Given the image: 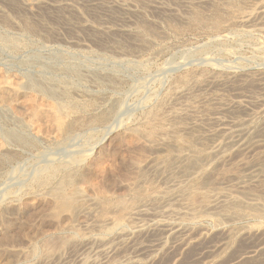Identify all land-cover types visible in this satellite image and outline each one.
I'll use <instances>...</instances> for the list:
<instances>
[{"label":"rangeland","instance_id":"1","mask_svg":"<svg viewBox=\"0 0 264 264\" xmlns=\"http://www.w3.org/2000/svg\"><path fill=\"white\" fill-rule=\"evenodd\" d=\"M32 1L35 4V8L33 7L34 9L32 11L27 12L21 0H0V17H1L0 35H2L0 36V45H1L0 69L3 68L4 71L6 70L5 71L6 73L12 75V73L15 72V67L19 63L18 61L24 59H30V56H32V54L34 55L40 53V55L44 57L43 61L48 62V64H50V66L52 67L73 64L75 67L76 66L80 67V70L82 69L83 71H85L84 75L87 76L90 75V77L93 76L92 78L94 80L92 78L90 80L89 78H87L86 80L78 81L79 82L78 86L79 89H82V92L83 91L86 92V90L88 92L90 91V93L87 94L86 92L85 94L95 97V99H93L94 102H96L95 109H99V111H104V112H106L109 109L108 110L110 112L109 123H107L105 126L100 125L98 127L93 125L91 129L96 131H98L99 129V131L101 132H103L102 130L106 131L108 129L109 130L112 129L110 130L111 132L109 139L107 138L106 141L105 140L101 141L103 143L101 146L105 147V149L110 148L111 153L115 149V143L117 142L116 140H118L117 139L118 136L122 135L125 128L135 126L138 123V121L139 122L141 121L144 114H146L149 110L152 109V107L156 109L157 108L156 106L158 107L163 106V108L167 107L166 110L169 109L168 112H173L172 110L174 111L176 110L175 112H178L180 114H183L182 112H184L183 115H185V119H182L184 121H179V122L181 124L184 123L183 125H185V123L187 124L191 123L192 125L191 124L190 125L194 129V131L192 130L191 132L193 134L192 136H194V134H198L197 136L199 137L201 136V138L202 137L205 138V139L202 138L201 140L202 142L199 140L198 142H194L197 143L195 144V147L193 144V147L196 149L191 148L190 150L196 152L198 151V153H201L199 151H202L204 149H205L204 150L205 153L216 151L214 156L212 155V157L210 158L213 159V161H211L210 164H213V162L215 164L214 165L215 167L212 169L213 172L215 171L214 172L215 175L213 173V175L210 176L209 180L207 181L209 183V184L207 183V186L209 185V187L206 186L207 188L206 190L208 191V189L210 188L209 192L212 191L213 194L218 193L216 194L217 197H215L216 198L215 202L221 203V201H223V200L219 201L220 199H223L221 198L222 195L219 194V193L224 194L223 190H225V193L231 192L228 194L233 196L237 195L239 197L240 195V194L238 195L239 192L237 193L235 192V191H239V189H237V181L232 176L233 172L234 174L236 172L238 173L243 172V174L245 175V178L243 180L248 181V177H247L248 172L242 170L243 166L247 163L249 164L253 163L254 161L252 160H255L254 158L255 156H257L260 153H264V133H263L264 123H262V121H264V102H263L264 101V13H262L264 12V8H263L264 0H244L243 2L242 1L237 2L236 0H234L233 1L234 3L231 2L229 6H227L228 4L224 3L223 0H139V1L138 0L136 1L107 0L103 2L100 6L97 5L96 2L93 3L92 1L89 0H85V1L32 0ZM37 5L41 7V9ZM60 5H62L63 7ZM259 5L261 6V8L259 7ZM101 6L104 7L101 8ZM36 7L38 8V10L36 9ZM107 9L110 10L107 11ZM192 9H194L195 12ZM60 10L62 13H59ZM190 10H192V12ZM198 13L201 16H199ZM254 13L255 15H253ZM195 15L198 16V18ZM246 15L252 16V21H249L251 23L242 22L246 18ZM191 18H193V20ZM195 18L196 20H194ZM199 18H202V20L200 21ZM205 18L206 20H204ZM197 19L199 22H197ZM191 22L194 23L192 24ZM87 26L91 29L90 31L89 30L87 31L86 29ZM93 29L94 30L96 29L95 30L96 32ZM97 30L101 31L99 32L100 34L97 32ZM102 32L104 34H102ZM49 33H51V35ZM90 33H92L93 35ZM47 55L48 56L51 55V56L48 57ZM31 63L33 64V62ZM33 67H31V69L34 71L36 70L39 71L41 68L39 67L38 64L36 65V63L33 64ZM105 67L107 70L105 69ZM241 67L243 69H241ZM182 78L187 79L186 83L182 82ZM251 79H253L252 87L241 86L244 80L251 81ZM215 81L216 83H214ZM172 82L175 84H173ZM83 85L85 87H83ZM170 87H172V89ZM179 91L180 93H177ZM93 92H95V94ZM96 92L99 93V96L97 95ZM169 93L172 95L170 96ZM97 97H100V99ZM252 97L254 98L255 101L260 99L262 102H260L258 106L250 105V107H248L250 109H247L246 111H234L233 109H231L234 102L244 101L246 103L249 100H252L253 99ZM158 103L160 105H158ZM179 103L182 105H180ZM251 109L253 110L251 111ZM231 110L233 111L231 112ZM185 111H187V113ZM252 112L254 113L251 114ZM238 113L241 115H239ZM188 118L191 119L189 120ZM0 119H1L0 123H3L2 114H0ZM206 119L207 122L209 121V123L206 122ZM235 119L236 120L238 119L239 122L235 121ZM199 121L200 123H198ZM234 121L236 124L235 123L232 124V122ZM242 121L245 123H243ZM213 122L215 123L213 124ZM247 122L249 123L247 124ZM250 122L254 124L251 125ZM117 123H120L121 125L120 124L117 125ZM238 125H242L244 128L242 126L238 127ZM200 126H202V128L203 127L205 128L203 129L201 128L202 129L201 130ZM245 126H248L247 127L248 130L245 129L246 128ZM113 127H116V129L113 130ZM239 128H242V130ZM87 129L80 130L77 132L79 134H82ZM220 130H222V132ZM243 130L244 132L242 133L241 131ZM215 132L216 134H214ZM211 133L213 134L211 135ZM252 134L256 140H254ZM250 136L253 140L250 138ZM108 140H110V147L107 144V142H109ZM83 141L84 139L80 140V138H78L77 141L73 140L71 142L66 143L67 145L65 144L63 145V147L60 146L59 148H55L56 146L54 147V145L48 141L41 142L40 144L37 145L38 147L36 148L28 147L24 149L22 148V150L18 147L15 148L16 150L19 149L21 151V152L18 151L20 154L18 153V156H16L14 160L11 159V161H9L10 163L5 162L0 164V177H1L0 204L7 197H12L16 191L21 190V187L24 188L26 181L32 176L33 171L36 170V167L38 168V166L39 167L42 166L43 162H46V160L47 159L49 160L50 158L67 159L68 154L71 152V150L76 149V147L84 143ZM245 142H247L248 145ZM253 143L256 144L254 145ZM258 145L259 146L262 145V147H259ZM227 148L229 150H226ZM250 148L253 150V152L250 150ZM217 152L219 154L218 156H217ZM58 154H60L61 157ZM222 154L227 155V157H223ZM197 156L203 157V155L201 154H197ZM252 156L254 157L252 158ZM240 159L242 162L241 161L239 162ZM120 162L121 161L117 162L118 168L116 167V170H111L110 168V172H108L105 180L103 181L105 188L107 189V187H109L106 190V196L108 198L110 197L109 198L111 202L110 204H112V209L110 205V209H111L110 212L108 213L104 212V214H102V211L100 212L101 209L95 208V210L93 209L89 215L85 216L86 218L88 217V219H86L83 216L81 217V219H77L78 222L77 221L72 222L71 224L72 228L78 234H80L79 236H75V237L74 235L72 236L71 234L67 233L68 232L67 230L68 228L66 227L67 222H63L62 226L59 227L57 231L59 232L62 231L60 232L63 233V235L61 236H64V234L66 233L67 234V235L65 234L66 238L69 236L68 237L69 239L68 238L67 239L71 242L70 244L72 245L68 246L63 254L60 253L61 255L59 257L57 256L53 257L50 261L47 260L48 262L47 261L44 262L42 257L47 253V248L49 247L48 244L50 242H53L54 239H56V237L53 236L57 234V231H54L56 229L55 223L51 218L53 211L52 209H49V206L50 208H52L51 204H47L49 203L47 200L45 201L46 203L44 201L38 202V200H36L34 202L32 201L29 202V204L30 203L32 204L27 205L26 207H24V209L23 208L15 209L13 206L6 207L5 205H3L4 206L3 207L0 205V241L1 240L3 241V239L5 240L4 243H1L3 245L0 244L1 245L0 250L2 248V250L0 251V264H43V263L44 264H84L83 263L84 261H86L85 262L86 264H92V262H99V263L102 262L107 264L106 262L108 261L106 259H103L101 255L102 254L101 250L103 248L101 247L100 244L98 245L97 243L96 246L95 242H91L89 244V242L87 241H82L81 242L83 245L82 246L80 241L78 240H80V238L84 239V237L82 236H85L87 238V237H91L92 235L98 234L100 230L91 227V225H93L97 221V216L98 219L100 218L101 220H103L105 218L104 220H108L106 223L111 221L115 222L116 219H113V218H117L115 215L118 216L117 220L119 219L120 216L124 217V214L122 215L121 211L119 212L115 208V206H114L115 209L113 208V204L115 202L114 205H116V200L124 197V195H125L124 197L125 202L127 200L130 202L129 200L130 197L126 192L128 183H125V180L128 182L132 180L133 171L128 163L121 162L122 164L119 165ZM221 162L223 164H221ZM123 164L126 166H123ZM219 166H221V169ZM222 166L224 167V169ZM122 167L123 168L126 167V168L123 169ZM205 167L208 168V165ZM1 168L3 169L1 170ZM222 171L223 172L226 171V172L222 173ZM11 172L13 173L11 174ZM123 172L125 173L128 172V173L125 176V173ZM228 172L230 173L228 174ZM128 174L131 175L132 178H130ZM221 176H223L224 178ZM228 176H230L231 178L229 177L230 178L229 179ZM151 179H153V177ZM155 179L156 180L155 181L153 180V183L156 181H158L159 183L158 182L154 183L153 184L154 187L158 188L159 186L160 189H163L164 187L170 189V186L172 185L171 183L169 184L168 182L167 183L165 182L166 184H164L163 181H161L160 179H157L156 177ZM178 179H180V182L183 183L184 178H178ZM263 179H264V175H263ZM9 181L12 183H9ZM120 183L122 184L119 186ZM162 183L163 185L161 186L162 187L161 188L160 185ZM124 184L127 185L125 186ZM227 185L230 187L227 188L228 187ZM119 193L123 196L119 195ZM218 196L220 198H218ZM241 198L244 201L246 200V202H249L248 200L251 199L249 198V196L245 197L242 195ZM111 199L113 202L111 201ZM113 199H115V201ZM42 202L44 203V205ZM47 205L49 206L47 207ZM245 209L241 208V210H239L240 212L241 211L243 212L244 210L242 215L240 213V216L236 218L234 222L232 221L229 223L228 221H226L227 224L226 222L224 223L225 220L223 221V219L219 220V224L216 223L215 220L218 217L217 216L215 217L216 214L213 213L212 211L204 212L203 215L201 214L202 216L200 215L201 217H197L198 221L197 220L195 221L196 223L195 225L197 228L198 227L202 228L204 232L208 233V235L211 233L214 236L209 235L210 237L208 236L206 241L198 242V244L192 245L187 249H181L182 251L177 246H179V242L182 239H184L183 237L181 238L179 237L181 239L179 241V238H174L172 236L169 237L161 233L157 235L156 233H152V235L151 233L146 235L143 234L138 236L139 238L135 235H130V232L134 231L135 228L137 229L138 226L140 227L141 225L142 227L144 225L147 226V224H150L151 223L150 218L136 216L133 219L131 218L132 222L128 224L126 222L124 223V221H120V223H122V226L119 227L120 230L118 229L115 235L110 234V243L109 245H107L110 246V250L112 251L111 256L113 258L112 257L110 258V262L111 264H142V263L143 264H152V263L153 264H163V263L164 264H212L213 262H214L213 264H224L225 262L232 260V258L234 259L235 257H237V255L244 256L245 255L244 253H248L249 251L259 252L261 249L264 248V242H263L264 239L254 238V240L253 239L249 240V239L239 238L240 241L238 242L237 240L238 238L236 239V241L235 240L233 241V239H230V241H228V239L224 240L220 236H218L220 225L222 228H229L231 223L232 225L230 226V229L235 225L237 226L231 229L234 232L235 230H237L236 232H245V230L247 231L250 228L257 226L256 224H259V222L261 228L264 229V225H263L264 209H261L262 211L252 210L253 212L250 211L249 209L246 210ZM113 214H115L114 217ZM208 214H209L208 216L209 218L206 217ZM248 214L251 215V217ZM245 215H247V217ZM203 218H207V219H203ZM79 222H81L82 224ZM84 222L87 224V226H90L91 228L89 227L87 228ZM222 222L226 224L227 227L226 225L224 226ZM112 226L113 224L111 222L110 227ZM62 227L63 229L60 230V228ZM239 228L241 230H239ZM118 234L120 237L117 236ZM24 235L27 236L28 238L25 237ZM51 237H53L54 239L52 238L53 239L52 240ZM135 239L136 241L134 242ZM171 240L173 241L174 244H172ZM223 241H227L226 244ZM86 242L88 243V245H86L87 244ZM162 245L164 247H162ZM92 247H94L95 249ZM31 248L32 249L35 248L37 250L36 256L34 255V256L26 257L25 254H27V252H29ZM98 248H100V250ZM98 250L100 252H98ZM165 250L166 252H164ZM78 251L80 252L78 253ZM151 251L153 253H151ZM53 253H55V251ZM100 255H101V259L103 260H100ZM152 257H153V261H152ZM214 257L216 258V260ZM148 259L151 260L149 261ZM253 264H257V263H253Z\"/></svg>","mask_w":264,"mask_h":264},{"label":"bare ground","instance_id":"2","mask_svg":"<svg viewBox=\"0 0 264 264\" xmlns=\"http://www.w3.org/2000/svg\"><path fill=\"white\" fill-rule=\"evenodd\" d=\"M21 1L23 3L24 8L27 10V12L32 11L35 8V4L32 0H21ZM83 1H85V0H83ZM89 1H92L93 3L96 2L97 5L100 6L103 2H105L107 0H89ZM134 1H136V0H134ZM233 1L234 0H223L224 3L228 4L227 6H229L230 3ZM236 1L237 2H239V1L243 2L244 0H236ZM7 5H6V7H7ZM62 5H60V6H62ZM232 5H234V4H232ZM102 7H104V6H101V8ZM105 7H107V6H105ZM259 7L261 8L260 5H259ZM39 8L41 9V7H39ZM263 8H264V6H263ZM36 9L38 10L37 7H36ZM69 9H70V7H69ZM144 9H146V8H144ZM194 9H192V10H194ZM64 10H65V8H64ZM108 10H110V9H107V11ZM192 10H190V11L192 12ZM233 10H235V9H233ZM8 11H9V9H8ZM65 12H67V11H65ZM194 12H195V10H194ZM59 13H62L61 10ZM255 13L253 15H255ZM262 13H264V12H262ZM199 16H201V15L199 14ZM196 17L198 18V16H196ZM191 19L193 20V18H191ZM199 19H200V21L202 20V18H199ZM256 19H258V18H256ZM194 20H196V18ZM204 20H206V18ZM249 21H252V16L246 15V18L242 22L246 23ZM197 22H199L198 19H197ZM202 22H204V21H202ZM189 23H190V21H189ZM249 23H251V22H249ZM142 24H144V23H142ZM11 28H9V29H11ZM86 29H87V31L91 30L88 26L86 27ZM191 29H193V28H191ZM97 32L99 33L101 31L97 30ZM34 33H36V32H34ZM51 33H49V34L51 35ZM106 33H108V32H106ZM90 34H92V33H90ZM102 34H104V33L102 32ZM0 36H2V35H0ZM8 38H10V37H8ZM221 44H222V42H221ZM219 51H220V49H219ZM49 56H51V55H49ZM43 58L44 57H42L39 53V54H34V55L32 54V56H30V59H24V60L18 61L19 63L15 67V72L12 73V75L6 73L5 72L6 70L4 71L3 68L0 69V114H2V122H3V123H0V164L5 163V162H9V161H11V159L14 160V158L16 156H18V153L21 152L19 149L18 150L15 149L17 147L20 148L21 150H22V148L24 149V148H28V147L36 148V147H38L37 145L40 144L41 142H43V141L47 142L48 141V142L52 143L54 145V147L56 146L55 148H59L60 146L63 147V145H65L66 143L71 142L73 140L77 141L78 138H80V140L84 139V141H83L84 143H82L81 145L76 147V149H74V150L72 149L73 151L71 150V152L68 154L67 159H61V158L59 159L58 157H57L58 159H54L52 157L53 159L50 158L49 160L47 159L46 162H43V165L41 163L42 166H40V167L38 166V168L36 167V170L34 169L35 171H33L32 176L26 181L24 188L21 187V190L16 191L13 196L11 195L12 197H7L0 204L1 206H3V205H5L6 207L13 206L15 209H21V208L24 209V207H26L27 205L32 204V203L29 204V202H31V201L34 202V201L38 200V202L39 201L45 202L47 200L49 202L47 204H51V206H52V208H50V206L47 205V207L49 206V209H52V211H53L51 218L53 219V222L55 223V226H56V229L54 228L55 229L54 231H57V229L62 226L63 222H67V225H66V227L68 228V229L66 228L68 230L67 233L71 234L72 236L74 235V237L79 236L80 234H78L72 228V226H71L72 222H74V221L78 222L77 219H81V217H83V216L85 217V216L89 215L93 209L95 210V208L101 209L100 212L102 211V214H104V212H106V213L110 212V210L112 209V204H110L111 203L110 199H109L110 197L108 198L106 196V190L109 187L106 186L107 187V189H106L105 185L103 184V181L105 180L108 172H110V168H111V170H116L118 161H121L122 163L123 162L128 163L131 166V169L133 171L132 172L133 178L131 177V175L128 174L130 176V178H132V180L128 179V180H131L130 182L125 180V183H128V185L126 184L127 190L126 189L125 190L128 193V196L130 197V199H129L130 202L128 200H127L128 202L127 201L125 202V199H124L125 195H124V197H122V198H119V196H118L119 199L116 198L117 199L116 205H114L115 202L113 204V208L115 206V208L119 212L121 211L122 215L124 214V217L120 216L119 219L117 220L118 216L113 214V217L115 215L117 218H113L116 220H115V222L111 221L113 226L110 227L111 222L106 223L108 220H104L105 215L103 217L104 218L103 220H101L100 218H99L100 219L99 220L98 216H97V221L93 225H91V227L92 228L94 227V229L96 228L97 230H100L98 232V234L92 235L91 236L92 238L91 237L86 238L85 236H82V237H84V239L80 238V240H78V241H80V243L82 241H87V242H89V244L91 242H95L96 246H97V243H98V245L100 244L101 247L103 248L101 250V253H102L101 255H102L103 259H106L109 262V264H111L110 258L112 257L111 256L112 251L110 250V246H107V245H109V243H110V234L115 235L117 233L116 231L118 229L120 230L119 227L122 226V223H120V221H124V223L126 222L128 224V223L132 222L131 218L133 219L136 216L137 217L150 218L151 219L150 224H147V226L144 225L142 227H141V225H140V227L138 226L137 229L135 228L136 231L131 230L132 232H130V235H135L138 237V236L143 235V234L146 235V234L151 233V235H152V233H156V235H157V234L161 233V234L167 235L169 237L172 236L174 238L183 237L184 239H182V240L179 238V241L180 240L181 241L179 242V246H177L181 250V249H187L188 247H191L192 245L198 244V242L206 241V239L209 235L210 236L213 235L211 233L208 235V233L204 232V230L202 228H199V227L197 228L195 225L196 224L195 221L197 220V217H201L204 212L212 211L213 213H215L216 214L215 217L217 216L219 218V219L217 218L215 220V222L219 224L220 219H223V221L225 220L224 223L226 221H228L229 223L232 221L234 222V220L240 216V213L242 215V213L244 212V210H243V212L239 211V210H241V208H244V209L246 208V209H249L250 211H252V210L262 211L261 209H264V179H263V175H264V153H260L255 157L252 156V158L253 157L255 158V160H252L254 162L251 164L247 163L243 166L242 170L248 172L247 173L248 181L243 180L245 178V175L243 174V172H241V173L236 172L235 174L233 172L232 176L237 181V189H239V191H235V192L236 193L239 192L238 193V195L240 194L239 197L235 193L234 194L236 196L228 194L231 192H228V193L226 192L227 193L226 194L225 190L222 189L224 191V194H221V193H219V194L222 195L221 198H223V199H220L219 201H221V200H223V201H221V203L215 202L216 201L215 197H217L216 194H218V193L213 194L212 191L209 192L210 188L207 191L206 186H207V183H208L207 181L209 180L210 176L213 175V173L215 172V171L213 172V170H212L215 167L214 166L215 164H214V162H213V164H210V162L213 161V159H210V158L212 157V155L214 156L216 151H211V152L205 153V151H204L205 149H204L202 151H199L201 153H198V151L196 152V151L190 150L191 148L196 149L194 147H195V144H197V143H194V142H198V140L201 141L203 137L201 138V136L200 137L197 136L198 134H194V136H192L193 134L191 132H192V130L194 131V129H193V127H191L192 124L190 122L189 123L191 125L187 124V123H185V125H183L184 123L181 124L179 122V121H184V120H182V119H185V115H183L184 112L179 111V112H182L183 114L175 112L176 110L175 111L172 110L173 112H168L169 109L166 110L167 107L163 108V106H161V107L156 106L157 107L156 109H154L152 107L151 110L147 109L149 111L148 112L146 111L147 113L145 112L146 114H144V116L142 117L140 122L138 121V123L133 127H126L124 132L122 133V135L118 136V138H117L118 140H116L117 142L115 143V149L113 148L114 150L111 153L110 148L105 149V147L101 146L103 144L101 141H104V140L106 141L107 138L109 139L110 132H111L110 130H112V129L106 130L107 129L106 128L105 129L106 131L102 130L103 132L99 131V129H98V131L91 129L93 125L98 127L100 125L105 126L107 123H109V121H110V112L108 111L109 109L106 112L99 111V109H95V103L96 102H94V100H93V99H95V97L87 95L88 93H90V91L88 92L87 90H86L87 94H85L86 92H84V91L82 92V89H79V86H78L79 85L78 81L86 80L87 78H89V80H90L93 76L90 77V75L89 76L84 75L85 71H83L81 69L82 70V72H81L80 67H78V66L75 67L73 64L72 65H63V66H57V67L53 66L52 67V66H50V64H48V62L43 61ZM31 62H33V64L36 63V65L38 64L39 67H41L40 70L39 71L38 70H36V71L32 70L31 67H33V64ZM52 62H54V61H52ZM203 65H205V64H203ZM35 67H37V66H35ZM234 67H236V66H234ZM105 69H106V67H105ZM241 69H243V68L241 67ZM87 74H88V72H87ZM198 74H199V72H198ZM186 78H184V79L182 78L183 83H186V80H187ZM180 80H181V78H180ZM240 81H243V80H240ZM214 83H216V81ZM173 84H175V83H173ZM232 84H233V81H232ZM84 85H83V87H85ZM140 85H138V86H140ZM252 85H253V79H251V81H245L244 80L242 82L241 86L242 87H252ZM81 88H82V86H81ZM170 88L172 89V87H170ZM83 89H85V88H83ZM165 89H167V88H165ZM134 90H135V88H134ZM136 90H137V88H136ZM173 91H174V89H173ZM93 93L95 94V92H93ZM96 93L99 96V93L98 92H96ZM177 93H180V91ZM171 95L172 94H170V96ZM179 97H180V95H179ZM220 97H222V96H220ZM249 97H251V96H249ZM97 98L100 99V97H97ZM239 98H241V97H239ZM98 100H97V103H98ZM141 100H140V102H141ZM146 100H147V98H146ZM252 100H254V98ZM252 100H249L246 103L244 101H236L232 105L231 109H233L234 111H246L247 109H250V108H248V107H250V105L251 106L257 105L258 106V104H260V102H262L260 99L257 101H255V100L252 101ZM168 101H166V102H168ZM163 102H164V100H163ZM170 102H171V100H170ZM180 103H182V102H180ZM166 104H168V103H166ZM158 105H160V104L158 103ZM180 105H182V104H180ZM135 108H137V107H135ZM168 108H169V106H168ZM218 109H219V106H218ZM178 110H180V109H178ZM192 110H193V108H192ZM233 110H231V112ZM252 110L253 109H251V111ZM229 111H230V109H229ZM185 112L187 113V111H185ZM253 113L254 112H252L251 114H253ZM251 114H250V117H251ZM239 115H241V114H239ZM186 116H187V114H186ZM189 116H190V114H189ZM114 117H115V115H114ZM228 117H230V116H228ZM252 118H253V116H252ZM119 119H120V117H119ZM196 121H198V120H196ZM235 121H238V119L237 120L235 119ZM235 121L232 122V124L235 123ZM206 122H207V119H206ZM255 122H256V120H255ZM198 123H200V121ZM207 123H209V121ZM214 123L215 122H213V124ZM243 123H245V122H243ZM248 123L249 122H247V124ZM262 123H264V121H262ZM119 124L120 123H117V125H119ZM204 124H205V122H204ZM210 124H211V122H210ZM252 124H254V123H251V125ZM239 126L241 127L242 125H238V127ZM215 127H217V126H215ZM245 127H246L245 129H247L248 126H245ZM87 128H89V129H87ZM201 128H202V126H200V129ZM203 128H205V127H203ZM85 129H87V130L82 134H79L77 132V131L85 130ZM114 129H116V127H113V130ZM239 129L242 130V128H239ZM256 130H257V128H256ZM220 131L222 132V130H220ZM75 132H77V133H75ZM208 132H210V131H208ZM236 132H238V131H236ZM241 132L243 133L244 130ZM259 133H261V132H259ZM212 134L213 133H211V135ZM214 134H216V132ZM253 134H252V136H253ZM209 135H208V137H209ZM240 137H242V136H240ZM250 138H251V136H250ZM253 138H254V136H253ZM203 139H205V138H203ZM254 140H256V139L254 138ZM108 141L109 142H107V144L110 147V140H108ZM245 143H247V142H245ZM193 144H194V147H193ZM76 145H77V143H76ZM247 145H248V143H247ZM74 146H75V144H74ZM202 147H204V146H202ZM206 147H207V145H206ZM259 147H262V145ZM240 148H241V146H240ZM251 148H250V150L253 152V150ZM226 150H229V149L227 148ZM260 150H261V148H260ZM221 151H223V150H221ZM231 151H233V150H231ZM41 152H43V151H41ZM64 152H66V151H64ZM194 153H196V154H194ZM220 153H222V152H220ZM231 153H233V152H231ZM197 154H201V155H203V157L202 156L199 157V156H197ZM55 155H57V154H55ZM58 155L61 157L60 154H58ZM62 155H64V154H62ZM218 155L219 154L217 152V156ZM232 156H234V155H232ZM223 157H227V155H223ZM246 158H248V157H246ZM227 159H229V158H227ZM240 161H241V159L239 160V162ZM244 161H246V160H244ZM121 162L119 165L122 164ZM204 162H206V163H204ZM221 164H223V163L221 162ZM237 164H239V163H237ZM39 165H40V163H39ZM207 165H208V168L205 167ZM241 165H243V164H241ZM123 166H126V165L123 164ZM219 167L221 169V166H219ZM124 168H126V167H124ZM2 169L3 168H1V170ZM223 169H224V167H223ZM225 170H227V169H225ZM227 171H229V170H227ZM238 171H240V170H238ZM13 172H11V174ZM224 172H226V171H224ZM224 172L222 171V173H224ZM123 173H125V172H123ZM127 173H125V176ZM229 173L230 172H228V174ZM120 174H121V172H120ZM214 175H215V173H214ZM227 175H226V177H227ZM223 176H225V175H223ZM223 176H221V177H223ZM7 177H9V176H7ZM150 177L151 178L153 177V179H151ZM155 177L157 179H160L161 181H163L164 184H166L167 182L169 184L171 183L172 185L170 186V189H167L166 187H164L165 189L164 188L160 189L159 186H158V188L154 187L153 184L158 182V181H156L153 183V180L154 181L156 180ZM229 177L230 176H228V178ZM178 178H184L183 183L180 182V179H178ZM124 179H126V178H124ZM223 181H224V179H223ZM229 181H231V180H229ZM108 182H109V180H108ZM9 183H12V182L9 181ZM106 183H107V181H106ZM163 183L160 185V187L163 185ZM121 184L122 183H120L119 186ZM164 186H166V185H164ZM114 187H116V186H114ZM207 187H209V185ZM229 187L230 186H228L227 188H229ZM231 191H233V190H231ZM9 195H10V193H9ZM119 195H121V194L119 193ZM241 195L245 196V197L249 196V198H251V199L248 200L249 202H246V200L244 201L241 198ZM121 196H123V195H121ZM219 196H218V198H220ZM113 200L115 201V199H113ZM111 201H112V199H111ZM43 205H44V203H43ZM110 205H111V209H110ZM263 212H264V210H263ZM8 213H7V215H8ZM112 213H109V214H112ZM247 213H249V212H247ZM206 214H204V215H206ZM209 214L206 217H208ZM245 216L247 217V215H245ZM249 216L251 217V215H249ZM100 217H102V216H100ZM252 218H253V215H252ZM86 219H88V217ZM95 219H96V217H95ZM203 219H207V218H203ZM82 222H83V220H82ZM79 223H81V222H79ZM84 224H86V223L84 222ZM226 224H227V222H226ZM226 224H224V226ZM231 225H232V223H231ZM256 225L257 226L250 228L247 231L245 230V232H236L237 230H235V232L232 231L231 229L235 228L236 225L234 227H232L231 229H230V226H229V228H222L220 225V228L218 231V236H220L224 240L228 239V241H230V239H233V241L234 240L236 241V239L238 238L237 239L238 242L240 241L239 238H241V239L244 238V239H249V240H252V239L254 240V238L264 239V229L261 228L260 222H259V224H256ZM86 226H87V224H86ZM88 227L91 228L90 226H87V228ZM226 227H227V225H226ZM62 229H63V227L60 228V230H62ZM81 230H82V228H81ZM239 230H241V229L239 228ZM35 231H37V230H35ZM58 232L59 231H57V234H55L53 236V237H56V239L51 237V239L53 238L54 241L50 242L48 244L49 247L47 248V253L45 252L46 254L42 257L44 262L47 260L50 261L53 257H56V256L59 257L61 254L64 253L65 249L68 246L72 245V244H70L71 242L68 240L69 236L67 237L68 239L66 238V235H67L66 233H65L66 235L64 234V236H61V235H63V233H60L62 231H60L59 233ZM11 234H13V233H11ZM117 236H119V234ZM25 237H27V236H25ZM15 238H16V236H15ZM136 239L134 240V242L136 241ZM162 239H163V237H162ZM4 241H5L4 239H3V241L1 240L0 244L4 243ZM41 241H42V239H41ZM6 242H8V241H6ZM223 242H225V244H226L227 241H223ZM250 242H252V241H250ZM172 244H174L173 241H172ZM1 245H3V244H1ZM9 245H11V244H9ZM15 245H16V243H15ZM81 245H82V243H81ZM86 245H88V243ZM209 245H210V243H209ZM160 246H159V248H160ZM162 247H164V246L162 245ZM87 248H88V246H87ZM92 248H94V247H92ZM98 249L100 250V248H98ZM174 249H175V247H174ZM1 250H2V248H1ZM99 250H98V252H100ZM166 250L164 252H166ZM54 251H55V253H53ZM36 252H37V250L35 248H33V249L31 248L29 250V252H27V254H25V255H26V257L34 256V255L36 256ZM79 252L80 251H78V253ZM24 253H26V252H24ZM118 253H119V251H118ZM151 253H153V252L151 251ZM244 254H245L244 256L237 255V257H235L234 259L232 258V260L227 261L224 264H253V263L264 264V259H263L264 258V248L261 249L259 252H256V251L250 252L249 251L248 253H244ZM101 255H100V260H103V259H101ZM94 259H96V258H94ZM85 260H86V258H85ZM215 260H216V258H215ZM83 261H84V259H83ZM152 261H153V257H152ZM85 262L86 261H84L83 263L86 264ZM108 262H106V263L108 264ZM5 263H8V262H5ZM98 263L99 262H92V264H98ZM210 263H211V261H210ZM99 264H105V263L101 262Z\"/></svg>","mask_w":264,"mask_h":264}]
</instances>
